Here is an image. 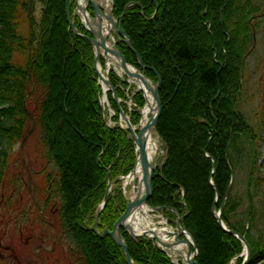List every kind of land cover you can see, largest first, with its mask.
<instances>
[{"label": "trees", "instance_id": "16d2710c", "mask_svg": "<svg viewBox=\"0 0 264 264\" xmlns=\"http://www.w3.org/2000/svg\"><path fill=\"white\" fill-rule=\"evenodd\" d=\"M187 1L193 3V0ZM69 2V9L72 12L74 0H69ZM171 2V0H112V15L115 18L122 13L124 6L128 3L127 11L122 16V29H124L128 39L137 50L140 60L146 67L140 66L136 53L128 48L122 39H118L117 48L122 51L125 61L143 71L150 80H156V76L149 67L157 70L161 81L158 88L161 108L155 125L157 134L163 143L165 154L163 164L157 167L152 176V193L147 202L153 206H160L162 212L170 220L175 217V213L170 210L172 207L179 213L183 212L184 207L180 200L183 196L188 205L181 217V222L196 243V260L199 264H211L207 255L202 252V244L198 241L197 233L189 228V217L193 206L189 196L190 185H196V178L200 179L201 176L205 190L197 202L202 199L214 230L225 242L224 250L220 252L215 264H229L233 257H237L235 263L240 264L241 257L237 255L241 253L242 243L237 237L235 238L221 229L214 217L212 208H219L222 204L224 193L230 181V172L232 171L235 176L238 167L245 163L247 165L245 194L249 198L245 217L248 225L245 227L243 223L232 219V214L238 206V201L233 196L234 188L224 201L221 219L227 227L237 230L245 236L251 247V256L247 264H257L256 259L264 253V184H262L260 175L256 173L257 164L255 161L256 146L261 138V132H264V60L258 82L260 92L257 123L253 125L247 121L245 113L240 109L241 86L244 81V78L241 79L240 77L242 69L245 67L244 60L253 46L254 38L260 33L264 40V23L262 22L264 20V0H226L222 12V23L219 10L224 0H207V3L202 0L199 2L200 4L197 3V0L192 11L186 14L187 26L191 30V34H194V30H196L195 34H200V36H196L198 41L195 43V48L199 49V52L202 51L201 48L204 49L205 60L209 62V66H213L212 57H214L213 55L216 56L217 48L221 44L227 46L226 60L228 62L225 63L226 68L220 72L218 88L216 86V72H213L212 78H209L213 93L210 99L216 95L218 89L220 90V96L214 101L216 113L209 112L213 108V104L209 106L210 101H203V103L197 101L191 104L194 107V113L192 114L193 117L191 115L190 120L187 119L184 123L185 134H188V137L186 135L184 138L191 140L190 156L195 157L197 155L199 158L201 157L203 162H201L202 166L200 164V166H196L197 174L195 176L192 173L190 176L187 175L188 179L180 178L179 186L173 193L168 189L170 185H166L165 175L159 174L163 170L168 174V167H171L169 174L174 169L175 142L172 136L165 131L163 118L168 106L167 82L171 84L175 81L168 75L165 68L171 64L173 68L175 66L181 68L186 64L172 63L171 60L176 56V52L172 54L171 45L164 47V42H168V36L172 34V31L179 29L177 25H170L174 16ZM204 5L207 6L205 13L202 12ZM210 6L213 8L212 11L208 9ZM65 14V0H0V202L3 204L0 206L3 208L0 215V228L10 221L8 212L16 210L19 204L18 200H12L13 193L16 194L20 182L18 170L12 174L16 169V167L13 169L14 165L11 161L12 150L14 145L21 141L32 122L35 121L36 127L41 132L38 140L42 147L41 152H43L44 158L50 159L56 167L57 175L49 179L51 184L49 199L57 201L53 213L60 230L56 237V244H59L61 248L64 246L71 264H94L86 245L94 239H99L104 243V246L107 244L105 247L109 251L110 258L115 259L112 264H126L121 247L109 235L102 238L91 229V225L95 219L97 203L104 195L107 183L106 169L110 171L111 178L119 184V176L124 175L134 165L135 145L128 130L117 126L119 109L110 90L106 92V95L114 112L111 115L114 124L107 125L104 110L100 105L101 85L97 82V75L93 68V46L86 36L89 35V32L84 29L77 17H74V23L76 30L81 34L73 32ZM252 15L254 17L251 20L249 18ZM204 18L208 21H204ZM228 18L235 19L233 25L225 22ZM194 20H197L198 25H200L196 29L192 25ZM139 25L146 29L144 33L146 36L153 38V48L160 49V53L165 55L164 58L159 59V52H147L144 42L139 39L142 34L138 35L135 32ZM209 28L211 29L210 32L208 31ZM223 29L230 32L231 39L226 41L227 36ZM59 31L62 41L65 42L67 49L75 55L74 58H76L82 73L86 77L88 95L91 99L92 109L89 116L92 120L91 126L95 128L94 132H96L97 139L93 149L97 151L95 154L96 156L99 154L97 157L102 162L99 163L93 158L94 167L98 173L96 185L93 186V192L91 191L89 194L85 191L84 193L82 191L73 194L71 179H65L64 162H62L59 151H57L58 140H55L51 126L53 123L52 114L56 106L59 108L61 106L58 98L55 101L53 97V75L42 63L47 58L48 39ZM201 37L206 39L205 45L199 43ZM217 55L219 54L217 53ZM99 60L103 63L101 57ZM204 65L205 61L203 60L201 64L196 66L197 68H204ZM228 72L232 79L231 87H227L225 83ZM109 80L115 87L118 98L122 99L120 105L127 112V105L124 100L127 98L125 87L128 84L112 69L109 70ZM204 89L205 86L203 85L198 88L201 92ZM132 99L137 106L132 112L127 113L130 115V121L133 124L137 122L140 116L138 108L144 105L143 94L137 91ZM55 104L56 106H54ZM233 107L236 108V113L233 111ZM62 111L64 114L70 113L68 110ZM200 112L203 113L204 117H212L213 123H208ZM191 117L194 119L193 122H191ZM224 153L228 154L227 161H225ZM211 179L212 184L210 183ZM234 185L235 182L233 187ZM164 191L166 195L163 196ZM216 192L218 193V201H215L214 198ZM11 203L13 204L9 205ZM124 206L123 194L117 187L108 196L106 205L100 213L98 224L100 233L106 227L108 229L113 227L112 224ZM260 222L261 228L254 234L252 228H256L257 223ZM123 235L129 255L135 263L149 264L151 261L152 264H173L161 249L152 244L150 239L139 237L135 240L124 232ZM97 245L100 247L98 243Z\"/></svg>", "mask_w": 264, "mask_h": 264}, {"label": "rangeland", "instance_id": "374dc122", "mask_svg": "<svg viewBox=\"0 0 264 264\" xmlns=\"http://www.w3.org/2000/svg\"><path fill=\"white\" fill-rule=\"evenodd\" d=\"M171 1V9L174 16L170 25H177L179 26V29H174L172 31V34L168 36V42H164V47H168L171 45L170 48H172V54L176 52V56L173 57V59L172 57H170L172 59V63L175 62L176 64L177 62L180 65L186 64L184 67L181 68H178L176 66L175 68H173L171 66L172 64L169 65L168 68H165V70L168 71V75L172 78L173 81H175L171 84L167 82L168 87L166 90V98L168 101V106L165 110V116L163 118V125L165 131H167L172 136L175 142V149L173 155L174 171L172 170V173L169 174L171 167H168V174H166L164 170L160 171L159 174L161 176H166V178L164 176L166 185H170L168 189L173 193L179 186V181L181 180L180 178L188 179L187 175L190 176V174L192 173L195 176V174H197L196 166H198L199 164L202 166L201 162H203L201 160V157L199 158L197 155L195 157L190 156L189 150L192 145L191 140L189 138L185 140L184 138L186 135L188 137V134H185L186 132L184 130V123L185 121H187V119L190 120V116L194 113V107L191 106V104L197 101L201 103H203V101H210L209 106L213 104V108H211L209 112L216 113V111H214V109L216 108V104L214 101L215 96L220 93V90L218 89V91H216V95L212 99H210L213 93L211 92L212 90L210 87L209 78H212L213 72H216L218 76V72L221 71L218 67L219 63H226L228 61L226 60L227 46H224V44L219 45L217 48L216 56L213 55V66H209V62L205 60L206 54H204V49L201 48L202 51L199 52V49L195 48V43L198 41L196 40V36H200V34H195L196 30H194L195 32L193 35L191 34V30L187 26L186 21L188 20V18L186 14L192 11L194 4H200L199 2H202V0H198V2L197 0H195V2L193 0V3H190L187 0ZM225 1L226 0H224L223 5H221L220 7L219 12L221 13L225 8ZM104 3V0H102L103 5ZM205 3H207V0H205ZM127 5L124 6L122 13L126 9ZM205 7L207 6L204 5V9L202 10L203 13H205ZM208 9L212 11L213 8L210 6ZM204 21L208 20L204 18ZM220 21L222 23V19H220ZM225 22H227V24L229 25H233L235 19L228 18ZM262 22L264 23V20ZM198 24L199 23L197 22V20L192 21L194 29L200 26ZM145 30L146 29H144L142 25H139L135 31L138 35L142 34V36L140 35L139 39L144 42L145 49L148 53H150L151 51L160 53V49L153 48V38L148 37V35L146 36V34H144L146 32ZM208 31L210 32L211 29L209 28ZM223 32L227 36L226 41L232 38V35L229 31L223 29ZM120 39L124 41L122 37ZM205 42L206 39H204V37H201L199 43L205 45ZM124 43L126 42L124 41ZM129 43L130 45L129 47H127L131 50H134L136 55L139 56L137 50H135V48L133 47L130 39ZM217 53L219 55H217ZM46 54L47 58L42 64L48 69V72L53 75V97L55 98V101L56 98H58L61 106L59 108V106L57 107L56 104L54 105L56 106V108L52 114L53 123L51 124V126L53 130V136L55 140H58L57 151H59L60 158L62 162H64V170L66 173L65 179H71L73 194L82 191V193H84L85 191L89 194L91 193V191L93 192L92 189L93 186L96 185L95 181L98 173V171L94 167L93 158L97 160V162L99 161V163L102 161L97 157L99 154L96 156L95 153L97 151L93 149L97 139L96 132H94L95 128L91 126L92 120L89 116L92 106L90 105L91 99L90 95H88L89 90L86 84V77L82 73L81 68L76 61V58H74L75 55H73L70 50L67 49L65 42L62 41L60 31L57 32L56 35L54 34L53 37H50L48 39V44L46 46ZM159 57V59H162L165 57V55L163 53H160ZM203 60L205 61V71L204 68H197L196 66L199 65V63L201 64ZM263 60L264 40L261 37V34H259L254 41L253 47L250 49L248 57H246L244 61V65L246 66V68L242 75V77H244V81L241 86L242 91L240 95V109L243 110L246 115L247 121H249L252 125L257 123L256 115L258 112V96L260 91L258 80L260 79L263 67ZM140 66L146 67V65H144L142 62ZM149 69L155 72L157 80V76H159L157 70L151 67H149ZM120 76L126 77L127 82L131 85V88H126V92L128 94H131L132 90L135 91L137 89V84L133 82L130 77H127L124 74H120ZM156 80L153 81L156 82ZM225 83L227 87H231L232 79L230 78L229 72L225 77ZM202 85L205 86L203 92H201V90H198V88ZM106 103L107 101H105V105ZM128 103H130L129 99L126 100V104ZM128 105L129 110L130 108L132 110L134 104L130 103ZM62 110H68V112L70 113L64 114ZM233 111L235 112V110ZM112 113V109L109 108L107 105L108 121L110 120ZM200 113L202 114L203 118L207 120L208 123H213L214 120L212 119V117H204L203 113ZM192 117L191 122L194 121ZM153 132L154 136L158 137L160 149L157 155V165H160L164 161V146L161 141V138L157 135V131L153 130ZM40 134V130L35 125L33 132L26 138L25 144L23 145L21 150L25 163H28L29 168L33 170L32 174L37 173V171H39V168L43 167V165L46 166V169L42 174L43 176L37 175L38 177L34 176L35 178H33V181L31 179V186H34L35 188L36 185L35 193H33V196H36V200H40V198L42 199V197L44 196L42 195V190L45 186H48V181L46 180V178L48 176L50 178H53L54 175H57L54 162H52L50 159H45L44 157H42V147L40 146V142L38 141ZM178 135L180 136V138ZM260 137L261 138L258 140V144L255 150V161L257 164L256 173L260 175L262 179V184H264V132H261ZM175 139L177 140L175 141ZM20 143L14 145V148L12 150L11 161L14 165L13 169H15L16 167L15 171L12 174H14L19 168L18 160L20 159ZM227 158L228 154H225V161H227ZM40 159L42 163L40 162ZM246 167L247 165L243 163L242 166H239L237 169L233 196L238 201V206L236 207L237 209L235 210V212L232 214V219L236 222L243 223L245 227L248 225L245 215L246 210L248 209L247 205L249 202V198L245 194L247 188ZM22 175L24 182H27V174L25 170ZM117 186V184H113V186L111 187V185L109 186V184L106 183L103 198L97 203L98 205L95 209V213L101 208H104V206L106 205L107 200L104 202L105 194L108 193V195H110L111 192H113L115 188H117ZM203 190H205L204 181H202V177L200 176V179L196 178V185H190L189 196L192 200L191 202L193 206L192 210L190 209L192 212L189 217V228L191 230H195V232L197 233L198 241L202 244V252L207 255L208 261H210L211 264H215L216 259L219 258L220 252L224 250L225 242L220 238L217 231L214 230L212 222L209 220L207 210L205 209L202 199V202L200 200L197 202V200L201 198L200 196L204 192ZM164 194L166 195L165 191L163 192V196ZM84 195H82V197H84ZM12 197L15 198L14 193ZM180 200L184 207V209L182 210L183 212L179 213L178 211L174 210L173 207L170 210L173 211L175 215L178 214L181 219L185 208L187 210L188 202L184 198H180ZM256 200L258 199L256 198ZM0 204V206H3L2 202H0ZM25 204H28V200L26 198ZM10 205H12V203ZM0 209L1 215L3 208L0 207ZM31 209L32 210L30 211V215L32 217L35 215V209ZM23 213L25 214V211ZM152 213H160L162 214L163 219H165V221L171 224H175V217L169 220L168 217L165 216L164 213L160 210H158V212L154 211ZM26 215L24 217H22V215H19L16 217V219L13 218V220H11L6 226H3L6 232L3 234V236L1 235L2 237L0 238V263L28 264L27 261H29V264H43V261L40 260V256L42 255L43 257L46 256L47 260L45 259V261H47L48 264H67V260L64 258V256H62L63 250L56 248L57 250L51 253H46L45 251L51 250V236L53 232L52 228L47 227L48 225L43 224L42 221H39V223L36 224L35 222H33L32 219L26 218ZM159 220L160 218L157 219L153 217L154 222ZM260 228L261 222L257 223L256 228H252L254 229L253 233L256 234V231ZM185 230L187 229L185 228ZM32 231H34L33 234L31 233ZM103 231H105V229H103ZM107 235L109 234H105L102 238H105ZM109 236L115 243H117L113 236ZM143 237L148 238L146 236ZM180 237H183V234H181ZM26 238H28L29 240L28 243L24 242ZM97 243L100 247H98ZM103 244L104 243L99 239H94V241H90L86 245L90 251L91 258L93 259L94 264H112L115 260L110 258L109 251H107L105 247L107 244L105 246ZM33 245H36L33 248L36 253V256L32 254L31 246ZM38 245H41L45 250H43L42 248L39 249ZM11 249L14 251V256ZM193 249L194 252L196 251L197 254V246H195ZM169 254L171 255V259L176 261V255L172 253ZM256 262L257 264L264 263V253H262L256 259ZM125 263L127 264L126 261ZM231 263L235 264L233 261Z\"/></svg>", "mask_w": 264, "mask_h": 264}, {"label": "bare ground", "instance_id": "6f19581e", "mask_svg": "<svg viewBox=\"0 0 264 264\" xmlns=\"http://www.w3.org/2000/svg\"><path fill=\"white\" fill-rule=\"evenodd\" d=\"M96 1L98 2L97 3L98 7H101L103 5L102 3H100V0H96ZM106 1L107 0H104V2H106ZM77 3H78L79 11L81 10V12H82L81 18L84 21L86 20L87 26L92 28L95 31H97L96 30L97 27H100L102 29V32H97L96 38L99 40L100 36L102 34H104L106 31V29L104 27L106 22H102L99 24V21H104V20L103 19L99 20L95 16L94 17L90 16V14L87 11H86V13H83V8L86 5L84 0H77ZM86 10H87V8H86ZM95 13L97 16L98 10H96ZM219 13H220V19H223L222 13L221 12H219ZM109 26L114 27L111 24H109ZM121 26H122V24H121ZM121 29H122V27H121ZM123 31H124V29H123ZM214 41L217 42V40H215V39H214ZM214 41H213V44H215ZM107 44L109 45L108 42H107ZM100 51L105 57V60H106L105 61L106 62L105 68L106 69L108 67H114L117 72H119L121 74L125 73L124 69L120 65V61H118V56L116 54H113L110 51H108V52L104 51L102 48ZM139 58H140V56H139ZM225 65H226L225 62H221V63H219L218 67L220 68L221 71H223L224 68H226ZM127 68L129 70H131L132 66L131 65L127 66ZM97 70H99V72L102 73L105 77L107 76L105 69H103V67L100 64H97ZM221 71L218 72L219 74L216 77L217 78V80H216L217 88L220 84V79H219L220 77L219 76H220ZM131 79L133 82H135L137 84V87L144 93V103H143L144 105L140 109L139 119L137 120V122H135L133 125H131L132 131H134L135 135L138 137L139 130H143L145 123L150 119V117L152 115H154L157 103L155 101L154 95H152V92L150 91V86L152 85L150 82L147 81L148 83L146 85L138 77L135 78V77L131 76ZM159 81H160V79H159ZM99 84L102 85V89H103L104 93H106V86L107 85L100 78H99ZM160 84H161V81H160ZM157 92H158V90H157ZM219 94L220 93H218V95L215 96V101L220 96ZM158 95H159V92H158ZM105 101H107V100H106V96L104 95L102 98V102L105 104ZM122 124H125L124 120H122ZM153 130H154L153 128L147 129L144 132V134L142 135V137H140V138L143 141H145L144 158H146L147 162H149L150 164H152L155 167L156 163H157V159H158L157 155H158L160 147H159V143H158V137L154 136ZM130 137L133 138L131 136V133H130ZM137 155H138V152L135 151L134 165L131 167V169H129L128 172H126L124 175H121L119 177V180L124 182L123 186H119V187H120V190L123 194V197H124V200L126 203L125 208H126L128 202H134V200H136V198H141L143 196V194L145 193V185H146L145 181L146 180L144 178V169L142 167L143 161H142V158H140V157L137 158ZM106 171H107V175H106L107 181L106 182L108 184H109V182H111V184H114V183L117 184L116 181H114L111 178L110 171L108 169H106ZM151 189H152V183H151ZM151 193H152V191H151ZM151 193H150V195H151ZM182 198H183V196H182ZM149 204L148 203L140 204L139 206H137V208L133 209L132 212H130L131 214L127 215L126 218L122 220L121 224H123V225L120 226L119 232H120V235H122V238H123L125 244L127 245L125 237L123 235V232L135 240H137L140 237L139 235L146 236L152 240L153 245H155V246L159 245V246H162L164 248L162 251L165 255H167V257L170 259L171 263H173V264H191V260L193 258L196 259V254H195L194 249H193L194 246H196V243L194 242L193 237H192V239L189 238L188 233L185 232V230H183V229L178 230L176 227V224H169L168 222H166L165 219H163L162 214L152 213V212H154V209L151 206V204L150 205ZM103 209L104 208H101L99 211H96V213H95V219H94L93 224L96 222V226L91 225V229L99 235H100V231L98 229V224H99L100 213L102 212ZM40 211L42 212L43 210L40 209ZM153 217H155L157 219L160 218V220L154 222ZM180 220H179V222L181 224L180 227L184 228L182 225V222ZM175 221H174V223H176ZM52 228L54 229V232L56 234H59L60 230H59V227L57 226V224H55ZM105 229H108V228L106 227ZM122 229H123V231H122ZM181 234H183V237H180ZM118 246H120V245L118 244ZM121 250H122V247H121ZM169 253L176 255L175 256V257H177L175 259L176 261L171 259V255ZM122 254H124L123 250H122ZM128 254H129V252H128ZM125 261H126V258H125ZM131 261H132V264H137L133 261L132 257H131ZM149 264H152L151 261L149 262Z\"/></svg>", "mask_w": 264, "mask_h": 264}, {"label": "water", "instance_id": "95a60500", "mask_svg": "<svg viewBox=\"0 0 264 264\" xmlns=\"http://www.w3.org/2000/svg\"><path fill=\"white\" fill-rule=\"evenodd\" d=\"M84 1H85L86 4L88 2H90L92 8L94 9V16L96 18H98L99 20L104 19L106 21V23L104 25L106 31H105L104 34H102L100 36L99 40L96 38L97 37V32H102V29L100 27H97V29H96L97 31H95L92 28L88 27V30L91 33V36H88V38L94 44V52H95V60L94 61L96 62V60H97V56L100 53V51H99L100 48H102L104 51H107V52L110 51L111 53L116 54L118 56V61H120V65L122 66V68L124 69V72H126V74L128 76H134L136 78L138 77V78H140L142 80V82H144L147 85L148 82L145 79V77L143 76L142 72L135 71V70H129L127 68L128 65H127L126 61L124 60V55L121 52V50H118L116 47H113V46H110V45L107 44V40L106 39L113 32L116 36L120 35L124 39V41L126 42L127 46L129 47V45H130L129 39L127 38V36L124 33L123 29H121L122 15L126 11L127 6H126V9L124 10V12L121 15H119L118 22L116 23L114 18H112V16L110 15V12L108 10H106V12H103V10L100 7H98V4H97L96 0H84ZM65 9H66V20H68V23L70 24V26L73 27V21L70 19V9H69V5H68V0H66ZM96 10H98V15L97 16H96V13H95ZM83 13H86V8L85 7L83 8ZM102 22L103 21H99V24L102 23ZM109 24H111L114 27L109 26ZM137 58L139 60V63L141 64V60H140L139 56H137ZM96 65H97V62L95 63V71H96V73L102 79V81L107 85L108 89L110 88L112 90V94H113V97H114L115 101H118L117 94H115V89H114L112 83H110L108 78L103 77V75L97 71ZM159 86H160V81H159V77L157 76L156 82H153L152 85L150 86V91L152 92V95H154L155 101L157 103L156 110L154 112V115H152L150 117V119L145 123L144 129L143 130H139L138 137L135 135L134 131H132V126L130 125V121H129L127 115L124 114L122 109L120 110V114H119V116H121V118H123L125 120V125L127 126L128 130L131 133V136L134 139V142L136 144V148L138 150L137 158L140 157V158H142V161H143L142 162V167L144 169V178L146 180L145 181V183H146V185H145V193L143 194V196L141 198H136V200H134V202H128L125 210L121 213V215L113 223V229L112 230L105 229V231L103 232L102 236H104L105 234H109V235L113 236L115 241H117V243L122 247V250H123V253H124V257L126 258L127 264H132V261H131V257L128 254L127 246H126V244H125V242H124V240L122 238V235H120L119 228H120V226L123 225V224H121L122 220L125 219L127 215L131 214L130 212H132L133 209L137 208V206H139L142 203H145L147 201L148 197L150 196V193H151V190H150L151 189V183H152L151 177H152V174L154 172V166L152 164H150L149 162H147V159L144 158V154H145L144 144H145V141H143L140 137H142V135L144 134V132L147 129L155 128V126H156L155 124H156V121H157V119L159 117V111H160V108H161V103H160L159 95H158V92H157ZM28 133L26 135H28ZM230 176H231V180H230V184L228 185V189L225 192V196L228 195L229 190L231 188L230 186H231L232 181H233L232 174ZM110 185H111V182H109V186ZM107 197H108V193H106L105 196H104V202L107 200ZM219 209H220L219 211H216L214 209V215H215L216 220H218V223H219L220 227L224 231H228L230 234H232L234 236H237L245 245V250L247 251L246 258L243 261V264H245L246 261L248 260L250 252H251L249 243H248V241H246L244 239V237L240 233L225 227V225L223 224V222H222V220L220 218V214H221V211H222V206ZM179 220H180V217H177L176 221H175L177 229L178 230H181V229L185 230L184 228L180 227L181 224H180ZM95 225H96V222L94 223L93 226H95ZM185 232H187V231L185 230ZM187 233H188L189 237L192 239L191 234L189 232H187ZM195 254H196V251H195ZM191 264H198L195 258H193L191 260Z\"/></svg>", "mask_w": 264, "mask_h": 264}]
</instances>
